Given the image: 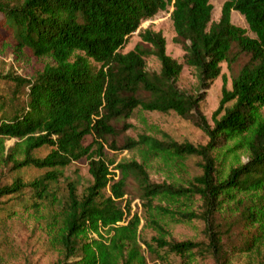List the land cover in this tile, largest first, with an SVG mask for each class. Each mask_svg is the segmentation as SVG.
<instances>
[{"label":"trees","instance_id":"1","mask_svg":"<svg viewBox=\"0 0 264 264\" xmlns=\"http://www.w3.org/2000/svg\"><path fill=\"white\" fill-rule=\"evenodd\" d=\"M169 7L182 63L150 30L124 53L142 23ZM234 11L249 31L232 23ZM212 14L211 0H0L3 47L51 60L30 78L0 75L12 87L0 90V163L13 172H44L0 185V224L37 219L58 202V170L85 160L92 183L82 194L70 184L67 205L50 217L55 264H150L139 242L142 220L155 233L144 243L154 261L233 264L251 255L264 264V0H226L218 22ZM151 56L158 72L147 68ZM224 64L232 87L225 82L210 122L202 104ZM184 67L195 72V93L178 87ZM136 111L174 113L208 141L180 144L164 133L131 138ZM12 139L17 144L7 150ZM42 149L49 152L36 156ZM126 152H138L142 162L107 158ZM190 158L199 160V174L170 184L151 179L154 161L186 172ZM136 199L142 217L133 212ZM195 221L203 224V240L170 236L167 223Z\"/></svg>","mask_w":264,"mask_h":264},{"label":"rangeland","instance_id":"2","mask_svg":"<svg viewBox=\"0 0 264 264\" xmlns=\"http://www.w3.org/2000/svg\"><path fill=\"white\" fill-rule=\"evenodd\" d=\"M225 1L211 0L213 5V22L219 21ZM172 10L173 8L169 7L167 11L161 12L155 17L144 21L139 30L129 39L124 53L134 50L141 42L140 34L150 30L163 35L167 43V54L182 63L184 51L180 45L174 42L176 33L171 19ZM232 23L237 27L249 31V26L245 18L238 12L234 11L232 13ZM249 34L252 36L250 32ZM50 63V59L36 58L28 51L16 56L13 49H5L0 43V75L13 74L23 78H30L42 71ZM147 68L155 72L160 70V64L154 56L147 59ZM226 81L227 89L230 90L232 87L230 73L224 64L222 66V76L212 84L210 90L207 91L206 100L202 104V111L210 122H212L213 113L219 107ZM178 87L188 93H195L197 91V79L192 69L184 67L183 73L178 81ZM0 90L8 93L12 90V87L7 82L0 81ZM128 123L132 128L127 132V135L134 139L141 134L161 139L164 133L180 144L188 143L194 146H200L206 144L208 141V138L191 122L181 119L174 113L160 114L136 111ZM16 144L17 140L15 139L5 142L7 150ZM48 152L49 149H42L35 154L38 157H44ZM107 158L115 161L116 165L120 162L131 161L133 159L142 162V158L138 152H126L117 157L108 154ZM16 159H22V152L20 150L16 152ZM0 164V185L11 183L14 177H19L25 182H30L44 173L32 167L19 172H13L11 165L5 166L3 162ZM185 164L187 171L183 172L178 167H172L166 165L161 160H156L151 164L148 171L154 182H167L169 184L172 181L181 179L183 181L189 175L199 174V160L197 158H190ZM58 172L62 173V177L58 184L54 185L52 190V193L56 195L58 201L54 206L45 208L37 219L30 217V215H22L21 217L7 221L6 224H0V264H55L59 259V253L51 246L50 242L52 233L51 227L49 226L50 217L60 212L67 205L70 184L75 186L78 194H82L92 183V178L89 174L88 163L85 160L76 162L63 170H58ZM130 198H135L132 188L128 196V199ZM132 208L133 212H138L141 217L143 216L142 206L139 200H133ZM144 223V220H142L138 233L139 242L150 264H188L176 256H167L163 260L154 261L148 255L144 243L150 241L155 233L151 229L144 228ZM167 224L169 225L168 230L170 231V236L177 241L204 239L203 224L201 222H170ZM262 258L264 259V257ZM246 263L258 264V260L252 258L251 255H242L239 259L237 257L233 262V264ZM194 264L209 263L196 261Z\"/></svg>","mask_w":264,"mask_h":264}]
</instances>
